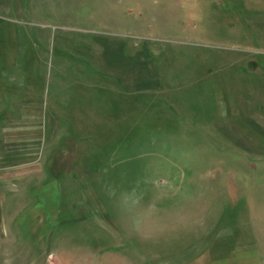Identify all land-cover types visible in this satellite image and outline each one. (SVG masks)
I'll return each mask as SVG.
<instances>
[{"label":"rangeland","instance_id":"1","mask_svg":"<svg viewBox=\"0 0 264 264\" xmlns=\"http://www.w3.org/2000/svg\"><path fill=\"white\" fill-rule=\"evenodd\" d=\"M196 10L208 14L206 42L192 32ZM261 15L264 0H0V134L19 116L14 104L30 96L43 101L44 121L49 106L62 123L58 63L77 66V53L101 32L127 29L164 89L159 98L129 95L126 113L101 97L96 108L108 112L93 146L101 161L54 144L47 174L38 160L37 171L0 176V264H206L216 245L254 246L234 247L233 230L260 236L261 256L247 253L246 264H264V167L254 173L260 162L247 168L223 139L230 119L221 87L222 60L264 57L251 28ZM200 50L213 58L212 81L193 78L191 56Z\"/></svg>","mask_w":264,"mask_h":264},{"label":"crops","instance_id":"2","mask_svg":"<svg viewBox=\"0 0 264 264\" xmlns=\"http://www.w3.org/2000/svg\"><path fill=\"white\" fill-rule=\"evenodd\" d=\"M199 13L202 12L198 10L193 12L195 25L192 32L198 35L200 38L198 40L206 42L211 37L208 14L205 13L203 16ZM198 16L204 20L199 21ZM251 28L255 34L254 42L258 44L259 50L264 51V15L255 18ZM125 30L120 33L114 31L95 34L93 48L88 47L91 45L87 42L83 45L84 49L77 53L76 60L79 62L77 66L71 64L74 59L72 61L68 59L69 65L64 59L58 63L61 72L58 75L60 81L56 82L55 91H60L53 93H62L64 99L62 106L66 107L60 112L68 115L63 116L62 123L55 119L54 114L57 111L49 106L47 112L52 116L44 121L42 114L45 105L36 96H30L14 104V112L19 113V116L12 119L0 134V176L4 178L14 175L15 172L11 174L6 172L9 169L33 167L36 170L38 160H41L40 171L47 174L52 167L57 145L66 146L67 149L72 146L79 160H85L89 156L90 160L101 161L102 159L93 151V146L98 142L96 137L101 135L99 130L102 128L103 119L100 114L107 111L96 108V104L102 103L101 97L113 98L114 104L120 106L121 111L126 113L129 95L152 93L159 98L161 93L164 94L162 75L160 76L159 69H156V64L149 57L146 49L142 50L134 42L129 43L126 38V35L129 36V31ZM256 43H251V46H256ZM238 45L250 46V42L248 44L239 42ZM191 60L193 78L200 82L208 79L212 81V56H209L206 50H200L192 54ZM222 64L221 87L225 98L223 112L227 113L230 119L228 126L223 128L222 137L237 146L238 152L243 154V162L246 163L247 168H251L249 161L260 162L259 166H253V171L260 172L258 176L262 178L264 174L262 171L256 172V168L262 170L264 167V57L259 59L235 57L222 60ZM236 121L239 122V127L235 125ZM240 122L245 124L246 130L240 128L242 127ZM70 130L76 131L78 136L72 138ZM59 136L67 137L68 140L61 144L52 142L53 138ZM48 141L51 142L52 147H47ZM54 144L56 145L53 147ZM85 165V163L81 164L79 168L84 169ZM48 214L47 212L44 219L49 217ZM232 236L234 247L240 240L251 241L254 246L247 250L245 245L243 249L233 252L230 243L216 245L215 249L221 250L206 255L208 264H240V262L246 264L247 253L255 257L261 256L263 246L258 234L252 237L250 235L249 239H246L243 238L245 236L239 237L233 230ZM234 256L235 262L231 258ZM255 261V264H260L257 259ZM174 262L180 263L177 260ZM187 264H198V260L191 257Z\"/></svg>","mask_w":264,"mask_h":264}]
</instances>
